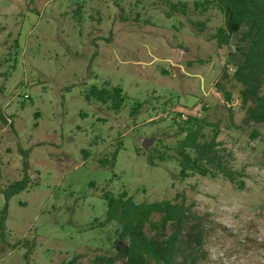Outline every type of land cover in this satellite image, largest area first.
Here are the masks:
<instances>
[{"label": "rangeland", "instance_id": "1", "mask_svg": "<svg viewBox=\"0 0 264 264\" xmlns=\"http://www.w3.org/2000/svg\"><path fill=\"white\" fill-rule=\"evenodd\" d=\"M196 1L0 0V264L112 255L118 226L96 222L103 193L122 191L136 203L183 195L204 221L199 264H264V123L244 122L250 103L228 63L236 37L218 48L211 36L223 16ZM171 4L185 13L167 15ZM104 82L122 89L119 111L86 100ZM178 114L219 124L236 183L178 178ZM116 149L114 167H101ZM24 160L28 184L6 201L1 190L24 178Z\"/></svg>", "mask_w": 264, "mask_h": 264}, {"label": "trees", "instance_id": "2", "mask_svg": "<svg viewBox=\"0 0 264 264\" xmlns=\"http://www.w3.org/2000/svg\"><path fill=\"white\" fill-rule=\"evenodd\" d=\"M194 7L200 12L212 7L222 14L223 25L211 36L218 48L228 47L236 37L235 54L230 53V57L237 60L228 63L233 67L231 79L242 85L239 93L242 105L250 103L244 122L264 123V95H260V88L264 84V0H203L194 2ZM185 8V4H171L167 15L184 14ZM191 25L197 27L199 32L205 30L202 22H191ZM224 71L226 79L229 76ZM217 87L223 90L220 84ZM225 95L229 102L230 94ZM85 98L110 104L114 111H119L126 99L119 86L110 87L108 82H104L101 88L91 87ZM141 108L142 103H136L131 114H136ZM178 116L181 121L176 124V135L180 138L174 146L177 156L174 160L179 166L178 178L184 181L195 175L211 179L222 175L236 183L237 172L227 166L230 153H224L221 143L217 141L219 124L205 117ZM117 151L112 153L110 159H99V165L113 168ZM159 160H165L163 152ZM150 163L154 165L151 159ZM27 168V161L24 160V178L1 190L6 201L26 188ZM242 187L240 183L239 188ZM103 198L106 201L105 219L96 222V225L103 228L116 223L118 227L111 245L112 255L96 256L93 264L200 263V252L204 246V221L192 210V204H187L183 195L177 194L172 200L151 203H136L126 191L117 197L104 192ZM4 219L5 211L0 219V229L3 228ZM80 258L81 255H76L66 264H76Z\"/></svg>", "mask_w": 264, "mask_h": 264}, {"label": "water", "instance_id": "3", "mask_svg": "<svg viewBox=\"0 0 264 264\" xmlns=\"http://www.w3.org/2000/svg\"><path fill=\"white\" fill-rule=\"evenodd\" d=\"M153 139L144 140L142 143V147L147 149L148 145L152 142Z\"/></svg>", "mask_w": 264, "mask_h": 264}, {"label": "built area", "instance_id": "4", "mask_svg": "<svg viewBox=\"0 0 264 264\" xmlns=\"http://www.w3.org/2000/svg\"><path fill=\"white\" fill-rule=\"evenodd\" d=\"M24 98H27V96L25 95V96H24ZM7 122H8V123H11V121H10V120H8Z\"/></svg>", "mask_w": 264, "mask_h": 264}]
</instances>
